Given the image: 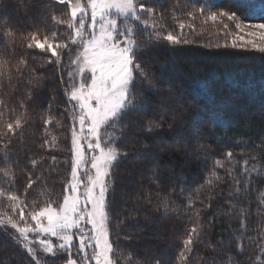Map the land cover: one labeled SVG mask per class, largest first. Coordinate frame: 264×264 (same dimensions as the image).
<instances>
[{"label": "snow or ice", "instance_id": "obj_1", "mask_svg": "<svg viewBox=\"0 0 264 264\" xmlns=\"http://www.w3.org/2000/svg\"><path fill=\"white\" fill-rule=\"evenodd\" d=\"M234 2L237 6L241 5V0ZM53 5H65L66 8L60 9V14H57L52 10ZM243 6L250 18L264 21V16H255V0H244ZM184 7L191 9L185 12L189 19L177 22L179 32L175 34L166 29L162 15L157 16L154 7L140 0H48L45 10L40 14L41 24H48L50 20L52 25H64L68 30L66 39H61L58 29L53 27L38 26L26 33L8 25L0 29V41L13 52L17 46L29 50L15 61L0 58V92L5 84L13 88V79H22L28 71L31 72L29 84L32 88L41 87L45 77L37 75L35 69H29V56L33 61L40 60V67L52 65L61 74L65 61L68 67L74 69L67 73L68 83L63 91L66 103L64 112L69 113L71 119L70 178L59 198L29 202L28 189L40 179H32L31 172L28 173L23 193L12 190L16 173L10 160L13 139L23 143L25 126L36 118L43 125L44 139L39 147L46 151L57 147L59 138L49 126L63 127L61 118L64 113L58 115L54 111L59 107L53 103L55 97L46 109L34 117L27 106V101L32 99V88L19 101V110L9 107L3 96H0V156L6 165L0 167V175L7 178L9 184L7 188L0 186V231L6 233L9 228L14 230L12 239L26 250L35 264H119L122 259L128 264H140L131 253L125 256L124 250L115 247L111 240L113 213L110 193H114L115 167L128 154L118 142L125 138L130 126L143 120V130L152 132L163 125V117L157 119L156 116L148 115L150 107L144 95L145 89L138 87L148 84L149 93L158 91L153 86L152 74L144 65L141 53L162 43L172 47L192 42L184 38V30L187 28L194 32L195 25L191 21L200 19L203 24L211 22L220 26V31L225 35H231L233 39L230 46L233 49L264 54V22L246 23L236 13L219 10L212 0H205L202 4H186ZM142 13H146L147 18ZM229 22L234 24V32ZM137 24L144 30L151 29L146 39L138 34ZM217 47L220 45L217 44ZM223 47L227 48L229 44L225 43ZM37 52L42 55H37ZM161 67L162 71L166 68L163 65ZM61 82L64 83L63 75ZM191 86L211 95L207 80L194 81ZM260 90L264 91V88ZM256 91L251 88L241 90L236 99L254 98ZM227 108L228 105H224L217 112L227 115ZM8 113H12L13 118H9ZM177 116L178 111L173 109V122ZM206 119L209 123L232 126L230 119L224 120L219 116L216 121ZM206 148L207 145L198 142V155H206ZM233 155V152H227L226 160L232 161ZM29 163L35 170L42 164V159L32 158ZM217 168H225V162L215 160L213 169ZM242 170L247 173L256 171V168L253 166L249 169L248 161L244 160ZM228 174L232 175L230 169ZM211 175L214 179L207 181L209 185L221 180L214 170ZM233 183L239 184V181L234 180ZM239 192L240 188L237 187L232 195ZM226 203L231 201L226 200ZM188 206L192 207L190 200ZM158 207L174 210V202L162 197ZM235 210L236 206L232 204L228 212ZM237 215L241 218V230L246 231L245 210L240 209ZM199 217L197 211V223L187 230L182 240L177 264H188L193 245L202 235L203 224L199 223ZM127 218L117 220V226ZM52 238L57 242L53 243ZM125 238L131 239L128 236ZM76 240L78 246L74 242ZM261 240L264 241V235ZM209 247L213 246L210 244ZM74 249L78 258H74ZM236 250L243 252L244 244L237 242ZM38 251L42 255L38 256ZM65 254V260L49 261L44 258L63 257ZM224 255L225 258L219 261L213 258L212 264H237L230 252L225 251ZM155 264H161V261L156 260Z\"/></svg>", "mask_w": 264, "mask_h": 264}, {"label": "trees", "instance_id": "obj_2", "mask_svg": "<svg viewBox=\"0 0 264 264\" xmlns=\"http://www.w3.org/2000/svg\"><path fill=\"white\" fill-rule=\"evenodd\" d=\"M140 2L154 7L157 10V16L162 15L166 29L175 34L179 32L177 22L189 19L185 12L191 9H185L184 6L186 4H202L205 0H140ZM212 2L217 5L219 10L236 13L244 22H264L250 18L246 14L247 9L243 6L244 0H241L240 6H237L234 0H212ZM47 4L48 0H0V29L8 25L17 31L26 33L38 26L53 27L58 29L61 39H66L68 30L64 25H52L50 20L48 24H41L40 14L45 10ZM255 4V16H264V0H255ZM65 8V5L52 6V10L57 14H60V9ZM142 16L147 18L146 13H142ZM225 22H227L226 18ZM191 23L195 25L196 30L192 32L185 28L184 38L192 42L172 47L162 43L141 55L144 65L152 74L153 83L170 77L183 85L185 92L184 96L181 95L182 103L176 109L178 120L189 121L193 116H196L206 122L205 132L199 141V143L207 145V148L204 149L206 155L199 159V168L190 163L187 165L185 150L182 151L183 154L174 152L159 154L160 161L158 162L165 171L171 168L173 171L187 173L184 181L190 183L188 189L178 188L176 185L171 187L162 178L160 184H162L161 188L164 193L161 191L158 193L151 188L146 201L141 199L136 209L120 210L118 198L126 190L122 184L123 179L128 170H132V172L136 170L134 164L130 162V158L133 156L132 146L138 144L139 141H149L151 145L154 144L156 138L165 135L163 130L168 128L169 124L175 123L171 119V114L164 118L152 106L154 99L153 95L147 91L149 85H138L145 89L144 95L148 99L150 107L148 115L156 116L157 119L163 117V125L159 129L147 132L143 130V120H141L136 123L135 130L142 129V132L136 134L128 131L125 133V138L118 142L128 154L119 161L114 170L112 185L114 193H110L113 213L111 240L115 247L124 250L125 256L131 253L134 260H138L140 264H155L156 260H160L161 264H177L182 240L187 230L197 223L196 212L199 211V223L203 224L202 235L193 245L188 264H212L213 258L217 261L224 259L225 251L233 255L237 264H264V241L261 240V236L264 235V113L256 111L257 107L264 103V91L260 90L264 88V54L233 49L229 44L232 36L225 35L220 31V26L213 25L211 22L203 24L200 19H196ZM229 24L234 32V24L231 22ZM137 29L138 34L144 39L147 38V32L151 31V29L144 30L138 24ZM225 43H228L229 47H223ZM217 44L220 47H217ZM25 51L29 50L17 46L13 52L10 47L0 41V58H11L15 61ZM36 54L42 55L38 52ZM28 59L29 69H35L37 75L45 77L41 87L32 88L29 84L31 72L28 71L25 72L22 79H13V88H9L5 84L0 96H3L9 107L18 109L19 101L24 99L27 90L32 88V99L27 101V106L34 117L47 108L53 97H55L53 103L59 105L54 111L58 115L64 113L61 118L63 127L49 126L59 138L57 147L52 151H46L39 147L44 137L42 135L43 125L38 118L25 126L23 143L19 139H13L11 144V166L16 173L12 190L23 193L27 185L28 173L31 172L32 179L35 180L37 177L40 179L31 189H28L27 200L29 202L32 200L44 202L49 198L61 197L63 188L70 178L71 119L69 113L64 112L66 103L63 95L64 88L68 83L65 75L69 67L65 61L64 71L61 74L52 65L42 68L40 60L33 61L31 56ZM153 63L158 66L155 68ZM162 65L166 68L161 70V73L159 67ZM171 70L173 72H170ZM61 75H63L64 83L61 82ZM197 80L209 82L211 95L197 91L191 86ZM250 88L257 89L254 98L240 97L236 99L241 90ZM5 93L7 95H4ZM176 94L178 96V93ZM224 105H228L227 115L224 112H217V109ZM209 109L212 111L209 112ZM218 116L224 120L230 119L232 126L209 123L206 119L216 121ZM8 117L13 118L12 113H8ZM148 134L152 137L147 136ZM126 137H130L132 140H128ZM186 138L188 137L184 136L182 140H186ZM229 151L234 154L232 161L226 160V153ZM32 158L42 159V164L38 165L35 170L29 163ZM217 159L225 162V168L213 169V162ZM244 160L248 161L249 169L255 166L256 171L243 172ZM5 166L2 156H0V167ZM228 169L231 170V176L228 174ZM213 170L221 180L209 185L207 181L214 179L211 175ZM134 175L136 174L134 173ZM234 180H238L239 184H234ZM0 186L9 187L7 178L2 175H0ZM237 187L240 188V192L232 195ZM157 189L160 190V188ZM162 197L174 202V210H164L158 207ZM189 200L192 207L188 206ZM226 200L231 203H226ZM140 204L145 208H141ZM232 204L236 206V210L229 213L228 210ZM154 209L157 211V216L164 217L165 213L170 216L181 214L182 226L177 225L173 220H171L170 227H167L164 222H157V226L170 232L166 242L160 248L151 251H144L141 247L135 251L132 240L125 238L126 233L129 232V228H133V222L136 219L137 221L142 219L146 229L152 228L153 218L157 217ZM240 209L245 210L246 231H242L240 228L241 218L237 215ZM126 212L133 213L136 218L128 215V218L125 219L127 231H124V228L117 226L116 221L121 217L124 219ZM237 242L244 244L243 252H237ZM210 244L213 247H209ZM44 258L49 261L65 260L67 256L65 254L63 257ZM0 264H35L27 252L12 239L8 229L6 233L0 231ZM119 264H128V262L122 259Z\"/></svg>", "mask_w": 264, "mask_h": 264}, {"label": "rangeland", "instance_id": "obj_3", "mask_svg": "<svg viewBox=\"0 0 264 264\" xmlns=\"http://www.w3.org/2000/svg\"><path fill=\"white\" fill-rule=\"evenodd\" d=\"M246 23H255V22H246ZM235 27V26H233ZM235 31V29H234ZM247 31V29H246ZM233 37L231 38V40ZM231 40L230 43L231 44ZM259 43V41H257ZM50 66V65H49ZM153 66L156 68L158 65L156 63H153ZM159 70L161 71L162 69ZM69 71H74L73 68L68 69ZM67 72V73H68ZM170 72H173L172 70ZM65 75L66 80L68 81V75ZM162 73V71H161ZM153 86H156L155 88L158 90L155 93H151L154 99V102L152 106L156 108V110L161 114L164 118H167L168 114H171L172 118V110L177 109L182 101H181V95L185 92L183 89V85L179 82L173 80L170 77H165L164 79H161L160 81L153 83ZM176 90V91H175ZM178 93V96L177 94ZM184 96V95H183ZM256 111L258 113H264V103L260 104ZM175 121L174 124L168 125V128H165L164 136L166 137H160L156 138L154 144L151 145L149 141H139L138 144L132 146V157L130 158V162L134 164V167L136 168L135 172H132V170H128L125 178L123 179V185L126 187V190L124 193H121L119 196L120 200V210L122 211H130V208H137L136 206L140 203L141 199L142 201H146L148 198V191L152 188V190L156 192H162L164 193L163 188H161L162 184L161 180L162 178L165 179V182L169 186L176 185L178 188L182 187L183 189H188L190 183H186L184 180L186 179V175L184 172H177L170 169H165L161 167L162 165L158 162L160 161L158 158L159 154H165V153H182V151H186V160L187 165L190 163L194 167L200 168V161L199 159L204 158L203 155H198V142L200 141L202 134L205 132V124L206 122L198 118L196 116H193L189 121H182L178 120ZM182 121V122H181ZM137 124H132V127L129 128V131L139 134V132H142L141 130H135ZM201 128V131H199ZM181 133V135H180ZM151 135V134H150ZM149 136V134L147 135ZM187 136L186 140H182V137ZM150 138L152 136H149ZM132 140L130 137H126ZM181 138V139H180ZM123 140V139H122ZM121 142V141H119ZM197 147V148H196ZM139 154V155H138ZM183 154V153H182ZM141 155V156H140ZM157 156V157H156ZM189 161V162H188ZM123 167V166H122ZM188 167V166H187ZM187 170V169H185ZM134 173L136 175H134ZM157 188H160L157 189ZM140 197V198H139ZM141 208H145L144 205L140 204ZM155 215L156 210L154 209ZM125 217L131 216L133 218L134 214L130 212H126ZM157 216V215H156ZM122 219V217H121ZM160 219V220H159ZM154 223L152 228H145L144 224L142 222V219H137L133 222L134 226L133 228H129V232L126 233L128 237H131V242L134 244V250H138L140 247L144 251H151L157 248H160L164 242L167 240V236L170 232H167L162 227L157 226V222H164L167 224V227L171 225V220L175 221L177 225L182 226L181 222V214L170 216L168 213L164 214L163 216H157L153 218ZM120 227L124 228V231H127V223L124 220V223L119 225ZM10 230V233H14V230ZM53 239V243H56L57 241L55 238ZM128 240V239H127ZM78 246V240L74 241ZM168 243V242H167ZM38 247V246H36ZM26 251V250H25ZM37 255L40 256L42 253L39 251L37 252ZM74 258H78L76 256V250H73ZM82 255V254H81ZM89 255H91V252L89 251ZM31 258V257H30ZM94 264V262H93Z\"/></svg>", "mask_w": 264, "mask_h": 264}]
</instances>
